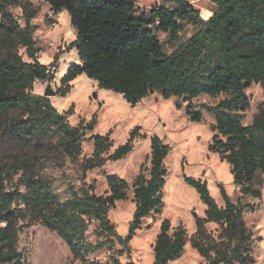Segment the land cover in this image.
I'll return each instance as SVG.
<instances>
[{
  "label": "trees",
  "instance_id": "16d2710c",
  "mask_svg": "<svg viewBox=\"0 0 264 264\" xmlns=\"http://www.w3.org/2000/svg\"><path fill=\"white\" fill-rule=\"evenodd\" d=\"M166 1L173 7L156 6L137 14V0H46L55 14L68 12L76 29L68 49L76 48L80 61L70 65L56 95L68 94L71 82L82 73L95 79L100 88L122 93L131 104L155 91L185 101L228 94L218 104L204 106L216 120L213 128L217 133L210 150L230 163L234 183L243 194L260 198L262 191L256 184L264 179V99L250 124H244V118L251 107L245 82L259 84L264 95V0H211L217 9L208 20L188 0ZM11 2L0 0V12L9 20L0 26V143L16 144L0 164V264H26L19 251L22 221L55 231L82 264H103L89 255L108 243L111 248L116 244L123 247L116 255H130L129 243L143 219L162 210L170 145L159 136L151 139V167L134 179L136 210L123 237L108 212L127 199L129 182L117 175L107 176L108 194H98L87 178L89 171L107 160L125 158L133 149L135 133L112 153L109 135H92L93 154L81 157L85 133L93 128L94 120L73 125L71 110L61 112L50 97L34 91L37 79L46 78L47 68L38 59L40 49L30 24L38 12L33 11L22 27L6 11ZM185 21L198 31L167 54L157 31L166 32L174 42ZM20 45L27 48L31 61L19 54ZM63 52L59 51L54 61ZM187 114L192 121L203 120L202 112L191 102ZM49 167L58 173H45ZM186 180L207 205L205 217L194 213L197 230L190 240L204 264H255L252 233L244 219V210L250 205L233 202L220 183L222 207L206 181ZM93 221L98 222L97 233L103 237L95 244L86 240ZM209 222L222 226L224 240L208 233ZM188 241L182 224L171 232L170 220L164 219L154 245L153 264L180 258ZM111 261L123 264L115 255Z\"/></svg>",
  "mask_w": 264,
  "mask_h": 264
},
{
  "label": "rangeland",
  "instance_id": "374dc122",
  "mask_svg": "<svg viewBox=\"0 0 264 264\" xmlns=\"http://www.w3.org/2000/svg\"><path fill=\"white\" fill-rule=\"evenodd\" d=\"M202 8L211 0H190ZM193 5V4H192ZM164 6L172 8L173 4L166 0H137V14L149 12L151 7ZM196 7L195 5H193ZM18 23L25 27L28 17L33 11L37 15L30 19L34 28L37 54L41 62L59 64V70L54 76L55 91L61 86L60 80L74 62L73 54L68 49V42L73 38V26L69 22L67 11L54 14L51 18V7L46 0H12L6 7ZM55 19V20H54ZM9 20L0 12V26ZM56 22V25L53 22ZM199 28L185 21L179 38L172 42L169 35L157 31L167 54L175 51L193 36ZM3 35L0 33V37ZM19 54L27 61L32 59L27 48L20 45ZM59 51H68V56L54 61ZM63 52V53H64ZM62 53V54H63ZM72 62V63H70ZM71 91L65 96H51V101L61 112L71 110L69 120L77 125L82 121L85 125L94 120L92 129L85 133L82 158L91 157L94 151L92 135H109L113 140L112 153L118 146L126 143L134 132L133 149L123 159L107 160L100 168L88 172L87 181L95 187L98 194H108L107 176L117 175L126 179L130 184L128 197L118 201L108 212L110 221L115 225L118 234L125 237L129 232L130 223L136 210L133 182L142 171L147 172L151 167V139L159 136L170 145V152L165 159L167 169L164 186L163 207L158 213L145 217L142 227L138 229L129 243L131 253L122 256L115 252L123 249L120 244L112 248L107 246L95 250L89 255L90 259H98L103 264H113L111 257L115 255L123 264L134 261L136 264H153L154 245L164 219L171 222V232L182 224L188 233L189 241L183 255L168 264H204L205 259L192 247L191 238L197 230L194 213L205 217L207 205L201 199L197 190L190 185L186 177L202 179L208 183L211 195L220 206H225L219 184L223 183L233 202L241 201L247 204L244 219L252 233L254 244L255 264H264V179L256 187L262 191L260 198L245 195L240 186L234 183L230 163L219 153L210 150L213 137L215 116L205 109V105H216L228 94L223 93L217 98L201 95L190 101L178 97L165 98L159 91L144 97L136 104L128 102L122 93L106 88H100L97 81L85 73L78 75L72 82ZM45 86L36 82L34 91L44 95ZM246 94L251 99V107L245 113L244 124H250L258 113V108L264 99L263 90L257 83L246 88ZM203 114L202 121H192L187 114L189 103ZM14 141L0 143V164L15 149ZM45 173H58V169L49 167ZM19 174L14 176V181ZM11 182H8V186ZM19 233V251L26 264H82L76 259L66 242L55 232L40 223L22 221ZM98 222L93 221L86 235V240L95 244L103 239L97 233ZM207 231L218 241L224 240L223 228L216 222L206 224Z\"/></svg>",
  "mask_w": 264,
  "mask_h": 264
},
{
  "label": "crops",
  "instance_id": "0c3cea01",
  "mask_svg": "<svg viewBox=\"0 0 264 264\" xmlns=\"http://www.w3.org/2000/svg\"><path fill=\"white\" fill-rule=\"evenodd\" d=\"M188 1H189L191 4L195 5L196 8H198V9L201 10V16H202L205 20H208V19L212 16V14L216 11V9H217V5H216L213 1H210V3H208L206 6H204V7H202V8L198 7L196 4H194V3H193L192 1H190V0H188ZM151 8H153V7H151ZM208 13H210V15H207V16H206V14H208ZM69 22H70V16H69ZM70 23H71V22H70ZM73 29H74V32H73V38H72L71 41L68 42V45H69L72 41H74L75 38H76V29H75L74 27H73ZM70 51H71L73 54H75L74 57H73V61H72V62H77V63H79L80 61H79V55H78V51H77V49H76V48H72V49H70ZM67 56H68V51H65V52L60 56V60H61L62 58H64V57H67ZM72 62H70V63H72ZM42 63L47 64V63H45V62H42Z\"/></svg>",
  "mask_w": 264,
  "mask_h": 264
},
{
  "label": "built area",
  "instance_id": "2783aa9c",
  "mask_svg": "<svg viewBox=\"0 0 264 264\" xmlns=\"http://www.w3.org/2000/svg\"><path fill=\"white\" fill-rule=\"evenodd\" d=\"M54 14H55L54 12L51 13V18H55ZM53 24L56 25V22L54 21ZM58 70H59V64L58 63L47 64V68L45 71L46 78L45 79H37V82H39L40 84H44V86H46L48 83L54 84L55 78L53 77V75H56Z\"/></svg>",
  "mask_w": 264,
  "mask_h": 264
},
{
  "label": "water",
  "instance_id": "95a60500",
  "mask_svg": "<svg viewBox=\"0 0 264 264\" xmlns=\"http://www.w3.org/2000/svg\"><path fill=\"white\" fill-rule=\"evenodd\" d=\"M251 84H252V82H250V81H246V82H245V87L247 88V87L250 86ZM44 95L47 96V97H51V96H55V95H56V91H55V89L53 88V86H52L51 83H48V84L45 86Z\"/></svg>",
  "mask_w": 264,
  "mask_h": 264
},
{
  "label": "clouds",
  "instance_id": "9594fccd",
  "mask_svg": "<svg viewBox=\"0 0 264 264\" xmlns=\"http://www.w3.org/2000/svg\"><path fill=\"white\" fill-rule=\"evenodd\" d=\"M207 15H210V13L206 14V16H207Z\"/></svg>",
  "mask_w": 264,
  "mask_h": 264
}]
</instances>
